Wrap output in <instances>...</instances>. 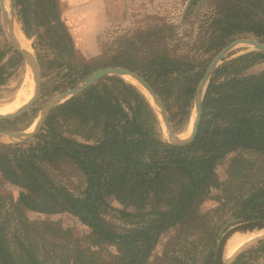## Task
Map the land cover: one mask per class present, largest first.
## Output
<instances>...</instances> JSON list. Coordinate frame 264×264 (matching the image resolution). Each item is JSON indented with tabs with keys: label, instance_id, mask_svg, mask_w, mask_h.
Here are the masks:
<instances>
[{
	"label": "trees",
	"instance_id": "16d2710c",
	"mask_svg": "<svg viewBox=\"0 0 264 264\" xmlns=\"http://www.w3.org/2000/svg\"><path fill=\"white\" fill-rule=\"evenodd\" d=\"M228 6L214 22L224 21L215 52L235 36L250 35L264 44V0H229ZM21 10L23 24L29 27L27 8L22 5ZM34 13L38 29L46 26L61 31L63 38L51 42V47L71 57L72 39L60 20L58 0H38ZM23 32L30 37L26 29ZM262 61L264 53L250 51L215 69L202 100L198 133L186 146L163 140L148 99L116 76L105 77L56 106L48 117V123L64 117L89 125L99 134L95 141L89 136L84 143L76 142L45 128L31 141L0 145V177L19 189L17 201L7 207L0 195V264H53L56 259L62 264H96L87 259L76 240L61 247L43 241L23 211L76 217L94 241L117 249V255L101 259L99 264H146L162 233L199 224L198 207L212 189L221 186L216 168L226 156L246 151L264 158V69L248 73ZM80 64L77 76L83 79L93 69ZM22 65L21 56L10 46L0 47V88L8 83L13 69ZM207 65L156 54L143 64L116 57L109 67H122L143 77L170 113L174 132L179 133L177 125L189 121ZM77 82L73 79L69 86ZM27 114L0 124L15 127ZM63 159L72 162L84 177L80 195L55 183L47 172L46 166ZM246 164L243 158L233 161L228 187L238 188ZM110 199L122 206L116 213L128 222L131 219L133 228L119 232L106 224ZM231 210V217L242 222L264 221V185L235 197ZM214 243L213 239L201 264H212ZM48 252L58 256L53 259ZM263 257L264 239H258L229 264H257Z\"/></svg>",
	"mask_w": 264,
	"mask_h": 264
},
{
	"label": "rangeland",
	"instance_id": "374dc122",
	"mask_svg": "<svg viewBox=\"0 0 264 264\" xmlns=\"http://www.w3.org/2000/svg\"><path fill=\"white\" fill-rule=\"evenodd\" d=\"M19 1L21 2L19 5L13 3L14 29L28 41L31 52L40 66L41 89L38 99L26 112L27 117L20 124L12 128L0 124V130L9 132L28 129L44 106L56 95L81 83L93 72L109 67L116 57L143 64L156 54H163L201 63L204 66L209 64L223 48L215 52L217 47L215 45L219 43L223 32L221 28L224 26V21L215 25L214 22L229 8V0H58L60 20L73 44L69 57L66 54L60 55L51 47V42L63 38L61 31L53 27L48 29L44 28L46 26H41L39 29L36 27L38 16L34 11L38 0ZM22 5L27 8L25 16L29 19V27L23 24ZM24 29L30 37L24 34ZM240 38L256 40L250 35L235 36L231 37L225 46ZM5 46L10 44L2 29L0 14V47ZM250 51L254 49L247 45H239L228 54L226 60ZM80 63H87L93 69L83 79L77 76L81 68ZM263 69L264 61L252 67L248 73L257 74ZM73 79H77L78 82L71 87L69 83ZM26 80L30 83L33 93L31 71L23 62L21 68L13 69L8 83L0 88V107L14 100L17 91L27 85ZM136 88L140 90V87ZM166 112L170 120L167 109ZM192 115L191 109L189 121L182 126L177 125L179 133L176 134H187L186 136L190 134ZM47 121L48 118L42 127L43 130L51 129L76 142L84 143L89 136L95 141L99 136L97 130H92L89 125L80 124L77 119L59 117L53 122ZM170 123L172 125L171 120ZM151 126L152 123L146 124L148 128ZM160 132L162 139L166 141L161 129ZM16 144L22 143H13L0 137V145ZM239 158L247 162L242 170L245 177L243 176V181L238 179V188L234 189L232 186L228 187L229 175L232 172L233 161ZM46 168L55 183L66 187L76 195L83 192L84 177L72 162L63 159ZM216 174L221 186L212 189L209 198L199 205L198 211L201 216L199 224L187 225L186 229L174 227L162 233L146 264H201L213 244V239L215 240L214 256L221 229L229 219H236L231 217L234 198L245 195L249 189L264 185V158L246 151L231 153L216 168ZM234 180L235 185L236 179ZM226 188L228 193L224 191ZM18 194L17 187L0 177V195L6 201V207L9 203L17 201ZM109 204L111 209H108L104 215L106 224L119 232L133 228L130 224L131 219L128 222L116 213V210L122 209V206L113 199L109 200ZM23 213L31 223L35 234L42 236L45 242L61 247L69 246L73 240H76L87 255V259L96 264H99L101 259L107 260L110 255H117L114 245L94 241L90 236V230L71 214L48 215L31 211H23ZM257 240L238 249L224 261V264H229L237 253L254 245ZM46 248V251L51 249L48 246ZM48 256L56 259L54 257L58 254L48 252ZM256 263L264 264V257ZM53 264H62V261L56 259Z\"/></svg>",
	"mask_w": 264,
	"mask_h": 264
},
{
	"label": "water",
	"instance_id": "95a60500",
	"mask_svg": "<svg viewBox=\"0 0 264 264\" xmlns=\"http://www.w3.org/2000/svg\"><path fill=\"white\" fill-rule=\"evenodd\" d=\"M4 1L5 0H0L2 29L12 49L21 56L24 64L30 69L32 80L34 83V90L30 100L20 109H18L16 112L10 115L0 114V121L14 120L23 116L36 102L41 89L40 66L34 55L32 53L23 50L20 47L18 41L16 40L14 33L15 29H14L13 2L12 0H7L8 8L6 10L4 8ZM239 45H247L252 47L254 51L264 53L263 43H260L257 40L251 38H240V39H235L230 43H228L211 59L196 89V93L192 105L193 117L191 116L192 117L191 131L186 138L182 139L178 134L174 132L168 114L166 112V109L163 103L161 102L160 98L158 97V95L150 86V84L138 73H135L133 71H130L122 67H107L93 72L88 77H86L81 83L77 84L76 86L72 87L71 89L65 92L56 95L51 101H49L40 111V114L36 119L37 120L36 125L32 130L29 131V129H26L23 131H16V132L0 130V137L6 138L12 141L13 143L27 142L33 139L34 137H36V135L40 133L50 112L59 104L63 103L64 101L70 98L76 97L77 95L81 94L82 92L87 90L89 87H91L92 85H94L104 77L119 76L124 78L126 76H129L138 84L140 90H142L141 92L145 95L150 105L153 107L160 129L166 138V142H168L173 146H178V147L189 145L195 140L196 135L198 133V127L201 118L202 100L208 83L215 69L220 64H222L228 57V54ZM263 229H264V221L242 222L240 219H229L220 231V238L218 240L216 249L214 251L212 264H224V260H223L224 247L228 238L232 236L234 233L236 232L245 233L249 231L252 232L254 230H263Z\"/></svg>",
	"mask_w": 264,
	"mask_h": 264
},
{
	"label": "bare ground",
	"instance_id": "6f19581e",
	"mask_svg": "<svg viewBox=\"0 0 264 264\" xmlns=\"http://www.w3.org/2000/svg\"><path fill=\"white\" fill-rule=\"evenodd\" d=\"M4 8L7 10L8 8V1H4ZM15 33V38L20 44V47L29 52H31L30 46L28 44V41L17 32ZM244 46V45H243ZM29 69V68H28ZM30 71V69H29ZM126 82L134 85L135 87L138 86V84L129 76H126L123 78ZM28 81L26 80V83ZM139 87V86H138ZM142 91V90H141ZM32 97V88L30 86V83H27V85L20 90L17 91V94L13 101H11L8 105H5L3 107H0V114L1 115H10L14 112H16L18 109H20L23 105H25L30 98ZM37 120L33 122V124L28 128L29 131L32 130L36 125ZM190 126V125H189ZM189 129H191L189 127ZM187 134L179 135L180 138H186ZM264 237V229L263 230H254L252 232H236L232 236H230L225 244L224 247V254H223V260L229 259L238 249L243 247L244 245L251 243L254 240L261 239Z\"/></svg>",
	"mask_w": 264,
	"mask_h": 264
}]
</instances>
